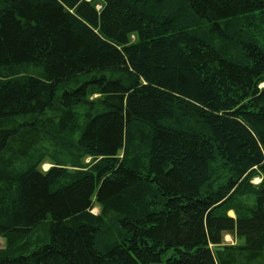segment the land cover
Segmentation results:
<instances>
[{
	"label": "trees",
	"instance_id": "1",
	"mask_svg": "<svg viewBox=\"0 0 264 264\" xmlns=\"http://www.w3.org/2000/svg\"><path fill=\"white\" fill-rule=\"evenodd\" d=\"M0 240L264 264V0H0Z\"/></svg>",
	"mask_w": 264,
	"mask_h": 264
},
{
	"label": "rangeland",
	"instance_id": "2",
	"mask_svg": "<svg viewBox=\"0 0 264 264\" xmlns=\"http://www.w3.org/2000/svg\"><path fill=\"white\" fill-rule=\"evenodd\" d=\"M98 7H99V6H98ZM262 86H263V85H262ZM50 167H51V166H50L48 163H44V164L41 166V171L45 172V171H47ZM254 182H255V183H258L259 180L256 179V180H254ZM93 213H94V214H97V213H98V210H97V209H94V210H93ZM229 216L234 217V215H233L232 212L229 213ZM223 243H224V244H231V245L234 244L233 237H232V236H229V235L224 236V238H223ZM4 246H5L4 241H3V240H0V248H4Z\"/></svg>",
	"mask_w": 264,
	"mask_h": 264
},
{
	"label": "bare ground",
	"instance_id": "3",
	"mask_svg": "<svg viewBox=\"0 0 264 264\" xmlns=\"http://www.w3.org/2000/svg\"><path fill=\"white\" fill-rule=\"evenodd\" d=\"M87 2H92V0H86ZM98 8H100V6L98 7Z\"/></svg>",
	"mask_w": 264,
	"mask_h": 264
}]
</instances>
